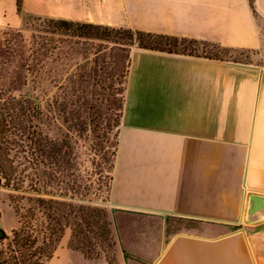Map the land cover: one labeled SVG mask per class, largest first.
Segmentation results:
<instances>
[{
    "label": "crops",
    "instance_id": "crops-1",
    "mask_svg": "<svg viewBox=\"0 0 264 264\" xmlns=\"http://www.w3.org/2000/svg\"><path fill=\"white\" fill-rule=\"evenodd\" d=\"M196 39L255 59L137 48L110 199L119 264H264V0H0V22L27 16ZM185 226H178V224ZM114 234V233H113ZM45 264H109L69 246Z\"/></svg>",
    "mask_w": 264,
    "mask_h": 264
},
{
    "label": "rangeland",
    "instance_id": "rangeland-1",
    "mask_svg": "<svg viewBox=\"0 0 264 264\" xmlns=\"http://www.w3.org/2000/svg\"><path fill=\"white\" fill-rule=\"evenodd\" d=\"M37 17H25L19 27L0 22V106L5 101L15 106L10 107L15 123L8 135L14 141L7 163L15 169L10 171L11 184L5 183L3 175L0 184V227L9 235L5 246L18 226L13 195H36L67 203L69 206H57L72 221L69 207H104L117 242L110 191L132 55L143 47L120 35L106 38L53 31L45 18ZM179 49L185 54L255 59L252 51L189 38ZM21 97H30L42 106L35 136L27 134L22 107L14 100ZM33 138L38 146L30 140ZM69 227L72 229L67 225L65 230ZM98 252L100 256L94 259H107L108 255L119 264L117 243L106 251L99 245L94 255ZM151 263L129 253L128 264Z\"/></svg>",
    "mask_w": 264,
    "mask_h": 264
},
{
    "label": "trees",
    "instance_id": "trees-1",
    "mask_svg": "<svg viewBox=\"0 0 264 264\" xmlns=\"http://www.w3.org/2000/svg\"><path fill=\"white\" fill-rule=\"evenodd\" d=\"M251 2L254 4V0ZM16 3L19 14H22L24 0H16ZM37 18L42 19V17ZM45 23L53 31L62 30L66 33L97 35L106 38L120 35L140 47L167 52L181 53L179 48L186 40V38L173 35L68 19L45 18ZM14 100L18 101L22 107V113L28 124L27 134L35 136L39 132L38 123L40 115L43 113L41 104L30 97L14 98ZM11 106L15 108L13 104L8 105L6 101L3 103V107L0 106V184L3 175L7 185H10L12 180L10 171L15 169L12 165L7 164L11 161L9 152L14 141L8 136L15 123L11 115ZM30 140L35 141V145L38 146L37 140L34 138ZM12 200L18 216V226L13 229L12 237L6 246L4 241L9 239V235L0 227V264H45L55 255L67 225L72 227L69 246L82 251L89 259L100 256L99 252L94 255L97 246H102L106 251L109 247L114 248L116 245L111 221L104 207L90 204L71 205L68 214L72 216V221L57 206L58 204L69 205L54 198L13 195ZM64 218H67L66 223L63 221ZM44 254L45 259L42 258ZM107 261L109 264H115L114 258H110L108 255Z\"/></svg>",
    "mask_w": 264,
    "mask_h": 264
},
{
    "label": "water",
    "instance_id": "water-1",
    "mask_svg": "<svg viewBox=\"0 0 264 264\" xmlns=\"http://www.w3.org/2000/svg\"><path fill=\"white\" fill-rule=\"evenodd\" d=\"M264 220V194L251 193L248 199L246 221L256 223Z\"/></svg>",
    "mask_w": 264,
    "mask_h": 264
}]
</instances>
